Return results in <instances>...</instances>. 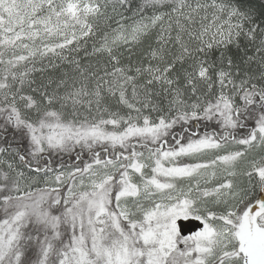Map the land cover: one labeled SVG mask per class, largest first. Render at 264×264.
Here are the masks:
<instances>
[{"label": "snow or ice", "instance_id": "snow-or-ice-1", "mask_svg": "<svg viewBox=\"0 0 264 264\" xmlns=\"http://www.w3.org/2000/svg\"><path fill=\"white\" fill-rule=\"evenodd\" d=\"M0 264H264V0H0Z\"/></svg>", "mask_w": 264, "mask_h": 264}, {"label": "water", "instance_id": "water-1", "mask_svg": "<svg viewBox=\"0 0 264 264\" xmlns=\"http://www.w3.org/2000/svg\"><path fill=\"white\" fill-rule=\"evenodd\" d=\"M182 223H185L186 229L189 230V232L198 230L200 227L204 226L202 222L199 221H193V222L183 221Z\"/></svg>", "mask_w": 264, "mask_h": 264}, {"label": "trees", "instance_id": "trees-1", "mask_svg": "<svg viewBox=\"0 0 264 264\" xmlns=\"http://www.w3.org/2000/svg\"><path fill=\"white\" fill-rule=\"evenodd\" d=\"M86 43H87V41H86ZM90 46H91L92 49L94 50V48H95V44L93 43V44H91ZM85 55H86V53H85ZM71 158H73V157L65 158L64 160H57V164H59V163H61V162H65V160H66V162H67L68 164H71V163H70V162H72V160H70Z\"/></svg>", "mask_w": 264, "mask_h": 264}, {"label": "rangeland", "instance_id": "rangeland-1", "mask_svg": "<svg viewBox=\"0 0 264 264\" xmlns=\"http://www.w3.org/2000/svg\"><path fill=\"white\" fill-rule=\"evenodd\" d=\"M40 75V78L43 79V74H38ZM76 159L75 157L71 158L70 160H72V162H70L71 164L73 163V160Z\"/></svg>", "mask_w": 264, "mask_h": 264}]
</instances>
